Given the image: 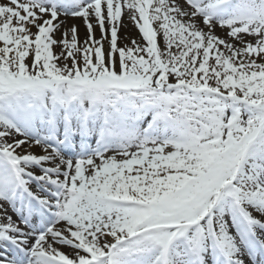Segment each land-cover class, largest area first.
Returning a JSON list of instances; mask_svg holds the SVG:
<instances>
[{
	"label": "snow or ice",
	"instance_id": "6c2138e0",
	"mask_svg": "<svg viewBox=\"0 0 264 264\" xmlns=\"http://www.w3.org/2000/svg\"><path fill=\"white\" fill-rule=\"evenodd\" d=\"M0 264H264V0H0Z\"/></svg>",
	"mask_w": 264,
	"mask_h": 264
},
{
	"label": "bare ground",
	"instance_id": "6f19581e",
	"mask_svg": "<svg viewBox=\"0 0 264 264\" xmlns=\"http://www.w3.org/2000/svg\"><path fill=\"white\" fill-rule=\"evenodd\" d=\"M129 32L130 33H132L133 35L135 34V29L131 26V25H129Z\"/></svg>",
	"mask_w": 264,
	"mask_h": 264
}]
</instances>
